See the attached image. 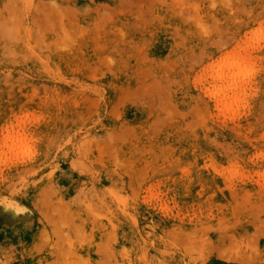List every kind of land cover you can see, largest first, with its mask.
Listing matches in <instances>:
<instances>
[{"label": "rangeland", "instance_id": "rangeland-1", "mask_svg": "<svg viewBox=\"0 0 264 264\" xmlns=\"http://www.w3.org/2000/svg\"><path fill=\"white\" fill-rule=\"evenodd\" d=\"M0 264H264V0H0Z\"/></svg>", "mask_w": 264, "mask_h": 264}, {"label": "clouds", "instance_id": "clouds-1", "mask_svg": "<svg viewBox=\"0 0 264 264\" xmlns=\"http://www.w3.org/2000/svg\"><path fill=\"white\" fill-rule=\"evenodd\" d=\"M257 71L250 57L222 54L205 68L212 83L210 95L218 100L220 106L233 108L242 102V91L248 88Z\"/></svg>", "mask_w": 264, "mask_h": 264}, {"label": "bare ground", "instance_id": "bare-ground-1", "mask_svg": "<svg viewBox=\"0 0 264 264\" xmlns=\"http://www.w3.org/2000/svg\"><path fill=\"white\" fill-rule=\"evenodd\" d=\"M224 108H225V107H224ZM218 253H219V252H218ZM218 253H217V254H218ZM219 255H220V254H218L217 256H219ZM220 256H221V255H220Z\"/></svg>", "mask_w": 264, "mask_h": 264}]
</instances>
